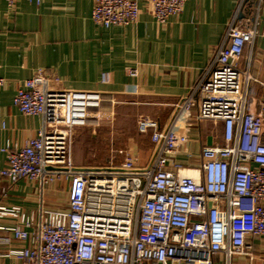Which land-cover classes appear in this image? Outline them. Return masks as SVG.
<instances>
[{"label":"built area","instance_id":"2783aa9c","mask_svg":"<svg viewBox=\"0 0 264 264\" xmlns=\"http://www.w3.org/2000/svg\"><path fill=\"white\" fill-rule=\"evenodd\" d=\"M187 1L148 0L160 24ZM247 2L238 0L209 65L176 103L169 125L138 120V132L150 133L155 144L147 166L138 167L129 150H121L120 165L79 168L73 162L78 128L113 110L112 94L55 87L60 78L42 69L18 87L14 104L24 114L40 115L42 126L25 144L2 148L7 162L0 175L35 181L42 190L60 180L69 187L67 208L42 204L27 211L0 203V219L15 220L0 224L8 232L0 233V245H10L6 255L14 264H215L218 254L233 264L236 254L252 253L249 238L264 235V100L250 109L253 77L239 68V59L260 33L262 0L249 16ZM140 13L139 0H94L92 18L106 27L130 25ZM129 72L138 74L136 68ZM5 82L0 75V93ZM204 121L219 129L222 142L204 145L200 162L181 160L190 129ZM13 240L28 244L11 246Z\"/></svg>","mask_w":264,"mask_h":264},{"label":"crops","instance_id":"0c3cea01","mask_svg":"<svg viewBox=\"0 0 264 264\" xmlns=\"http://www.w3.org/2000/svg\"><path fill=\"white\" fill-rule=\"evenodd\" d=\"M237 2L188 0L182 12L160 24L148 0H139L136 23L106 27L92 18L94 0H16L13 5L0 0V75L6 80L0 93V168L7 162L2 148L25 144L42 126L40 115L24 114L13 102L18 87L39 69L60 78L55 87L112 94L118 101L117 121L126 110L138 120L151 117L159 120L161 128L168 126L176 103L192 91L209 65ZM255 2L246 3V16L252 14ZM259 22L260 33L239 59V68L249 69L253 77L248 90L253 111L264 100V0ZM131 68L138 74L131 75ZM197 111L194 106L192 112ZM85 129L78 128V139ZM189 135L179 154L183 161L200 162L204 145L222 142L208 121L194 123ZM125 145L137 157L138 167L149 164L155 148L150 133L128 134ZM186 171L196 173L189 167ZM68 187L66 180H60L42 190L35 181L11 182L0 175V203L19 204L27 211L42 204L67 208ZM14 223L12 218L0 219L3 225ZM249 242L252 253L236 254L233 264H264V235L250 237ZM27 244L13 240L11 246ZM9 247L0 245V264L15 263L14 257L6 255ZM215 264H225L222 254L216 256Z\"/></svg>","mask_w":264,"mask_h":264},{"label":"rangeland","instance_id":"374dc122","mask_svg":"<svg viewBox=\"0 0 264 264\" xmlns=\"http://www.w3.org/2000/svg\"><path fill=\"white\" fill-rule=\"evenodd\" d=\"M117 105L118 101L115 108ZM115 108L101 112L98 123H90L81 127L86 128L85 131L87 132L79 139L77 130L72 151L73 162L76 167L82 168L88 164L102 166L109 165L111 162L120 165L123 161L124 154L121 150H128L125 145L128 134H140L137 128L138 119L133 117L131 112L124 110L121 111L122 114L120 113L117 121ZM119 121L120 124L117 123ZM217 131L220 132L219 129Z\"/></svg>","mask_w":264,"mask_h":264}]
</instances>
